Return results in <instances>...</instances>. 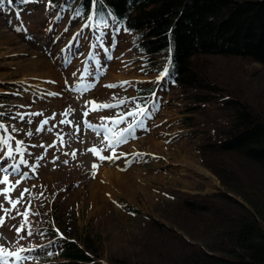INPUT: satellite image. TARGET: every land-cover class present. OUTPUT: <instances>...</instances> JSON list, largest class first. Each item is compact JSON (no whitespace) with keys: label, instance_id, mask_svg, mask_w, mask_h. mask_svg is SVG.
<instances>
[{"label":"rangeland","instance_id":"374dc122","mask_svg":"<svg viewBox=\"0 0 264 264\" xmlns=\"http://www.w3.org/2000/svg\"><path fill=\"white\" fill-rule=\"evenodd\" d=\"M54 8L55 6L50 4L49 0H32L31 3L16 6V9L4 3L0 5V122L19 129L13 135L17 140L24 141V148L27 151L23 158L27 159L29 164H39L34 173L27 165L20 166L21 171H28L31 178L22 182L12 193L14 197H19L24 189H29V192L25 193V202L18 205L21 212L28 206L27 201L30 200L32 205L28 221L34 234L20 241L21 245L36 249L32 253H26L33 257L27 264H54L60 260L58 256H55V248L49 244L50 237L44 234V229L49 226L54 231L56 228L63 230L64 221L68 217H71L77 226L78 236H91L101 246L102 255L105 257L109 253L119 252L128 246L127 240L140 231L146 217L151 216L164 221L163 209L169 206L179 193L207 194L220 187L214 174L211 175L215 177L216 182L207 183L191 172L193 168L190 169V164L202 166L198 164L195 153V146L201 133L193 134L191 128L186 125L184 117L187 99L180 93L179 87L175 84L173 86L170 83L165 84V80L162 82L157 80V76L161 73H157L159 70L157 66H160L159 63L163 60L162 53L151 58L155 64L149 65L144 55L137 49L136 32L121 28L115 32L114 36H116L112 39V42L116 44L108 53L112 59L103 63L101 60L106 54L103 49H110L109 44L106 43L109 40H103L102 46H99V41L92 40V45L98 46L90 47L88 53L91 52L93 59L96 57L94 61L98 60L99 66L106 68V71L95 81L88 76L86 79L94 83L95 87L81 95V90H74L75 84L81 83L79 77L82 75L77 68L79 64L75 65V63L78 61L82 63L89 59L88 53H86L87 58L85 57L87 28H82L84 23H80L79 18L76 20L70 16L68 20V14L61 12L59 8L58 10ZM107 24L105 33L110 34L109 30L114 29V26ZM81 29L79 38L71 43L72 63L64 67L61 65L63 58L59 55L60 48L66 45L67 37H75ZM7 48L9 52H6ZM78 50L81 52H77ZM36 53L45 57L59 75L57 81L49 82L44 79L49 85L48 88L40 84L35 85V82L43 81L42 77L26 76L19 68L27 62V57L33 58ZM11 58L19 59V61L5 64V61ZM122 60L123 66L119 62ZM87 62L84 66L91 67L92 63L89 62L87 65ZM161 64L165 65L163 62ZM238 65L237 61L235 66ZM241 65L246 69L259 66L255 62L246 61L241 62ZM84 69L83 67L82 71ZM123 70H129L128 74H124L125 78H112L121 75ZM74 72L75 76H73ZM249 80L254 82L256 79L249 78ZM121 81H130L131 84L115 89L104 87L106 84H119ZM83 83L86 84L85 81ZM140 87H154L150 95L137 97V101L140 98L154 99L153 101L159 102L158 110L153 109V101L150 102L147 107L152 112V116L144 119L146 127L135 131V139H130L128 143L116 147L117 155L121 153L129 155L111 161H101L98 155L92 154L88 149L104 147L106 150L100 153L104 156L111 155V150L106 148V142L102 143L104 133L101 131L98 136L95 131L85 127L84 119L98 125L102 117H115L117 113L127 111L134 107L131 97L137 94L136 89ZM153 92L156 93L155 97L152 96ZM50 93H59V95H50ZM172 94L174 99L169 97ZM113 96L116 100L112 99ZM123 98H129L128 102L115 109L89 111L86 118L82 115L86 110L85 101L116 103ZM66 109L70 110L69 115L61 116L60 113ZM26 113L42 115L31 116L25 115ZM17 114L23 115L24 119H13L17 117ZM54 114L55 120H50L43 132L36 133L35 129L41 120L52 117ZM9 115L12 117L9 118ZM61 119L72 121V125H59L58 122ZM53 124H57L58 127L53 128L52 132L47 131ZM75 125L80 126L79 133H76ZM123 127H126V124L118 126V128ZM159 127H164L168 132H159ZM29 131L33 135H27ZM57 132L66 134L63 146L56 135ZM150 137H153V140H150ZM53 143L56 144V148H48L47 151L38 146ZM73 152L76 153L75 158L71 155ZM135 153L144 155L137 156ZM41 155L45 158L37 161V157ZM55 157L59 159L54 160ZM20 158L17 155L16 162H19ZM64 160L68 163L64 164ZM12 162L9 158L0 164ZM93 163L98 165L95 176L101 175L102 167H113L118 172L122 170L132 176L138 186H147L152 195L149 197L146 190L140 188L131 197L115 195L108 199L105 207L94 209L88 191V186L94 178ZM208 173L210 174L209 171ZM16 178L12 177L13 180ZM123 203L129 204L137 212H130ZM32 213H39V215ZM12 214L15 215V213ZM22 219L23 217L17 216L15 220H6L5 225L0 227V237H2L0 243L11 246L12 242L18 239L12 226L14 224L19 226ZM49 219L50 224L47 222ZM21 235L25 233L22 232ZM77 239L82 238L77 237ZM49 252L52 254L49 255Z\"/></svg>","mask_w":264,"mask_h":264},{"label":"trees","instance_id":"16d2710c","mask_svg":"<svg viewBox=\"0 0 264 264\" xmlns=\"http://www.w3.org/2000/svg\"><path fill=\"white\" fill-rule=\"evenodd\" d=\"M60 1L73 19L91 12L90 0L51 3ZM96 13L136 32L149 65L162 53L157 69H168L187 99L186 125L201 133L197 162L220 187L179 193L163 209L165 222L146 217L128 246L105 257L91 236H78L71 217L59 230L65 239L46 226L60 259L54 264H264V0H100Z\"/></svg>","mask_w":264,"mask_h":264},{"label":"snow or ice","instance_id":"6c2138e0","mask_svg":"<svg viewBox=\"0 0 264 264\" xmlns=\"http://www.w3.org/2000/svg\"><path fill=\"white\" fill-rule=\"evenodd\" d=\"M9 4H12L14 0H7ZM22 3H31L32 0H21ZM100 0H90V9L91 12L87 17V20L91 22L93 20V17L97 15L96 8ZM4 3V0H0V5ZM49 3H51V0H49ZM83 13V5H81L76 12L74 13L75 16L79 17ZM102 15V14H101ZM109 16L112 14L109 12ZM115 20V18H113ZM96 27L99 28L103 26L104 28L108 27L107 21L100 19L95 21ZM91 23H86L82 26V28H88L91 27ZM119 31V29H117ZM125 31H128L125 29ZM82 33V29L78 31L74 37V39H78L79 36ZM97 41L100 42L99 46H102V37L97 36ZM98 45H92V47H97ZM115 47V44L112 45ZM105 53L108 52L107 48L103 49ZM88 58H92V53H88ZM108 60L112 59L111 55L107 56ZM170 62V61H169ZM98 66L94 69V71L90 70L88 67H85L84 73L79 77L81 83L76 84L74 86V90H81V95L84 92L90 91L94 89L95 84L94 83H83V81L88 77L91 76L93 80H98L99 76H102L106 68L103 66H99V61H94ZM99 74V75H96ZM76 73H73V76H75ZM168 76V69L165 68L164 71L159 73L157 76V80H163ZM67 83V82H66ZM130 81H121L119 84H106L104 87L109 89H115L117 87L123 88L125 85H130ZM50 95H59V93H50ZM152 96L155 97L156 93L153 92ZM113 100H116V97H112ZM129 98H123L119 99L116 103H97L96 100L91 101H85L84 108L86 109L83 111L82 115L83 117H87L89 115V111H99L102 109H115L118 106L124 105L128 102ZM137 97H132L131 101L134 103V107L128 109L125 112L117 113L115 117H102L101 123L98 125H94L90 123L87 119H84L83 123L84 126L92 129L96 132V134L99 136L101 134V131L104 133V140L102 143L106 142V148L111 150V155L104 156L101 155L103 151L106 149L104 147L97 149L96 147H92L88 149L89 152H91L94 155H98L99 159L101 161L104 160H114V159H120L121 156H127L128 153H121L120 155L116 154V147L128 143L130 139H135V131L137 129H144L146 127L144 123V118H151L152 112L149 111L148 107L146 106L148 101L145 100L143 104L136 103ZM92 105V108H89L88 106ZM153 109L158 110L159 108V102L153 101L152 102ZM69 109H66L63 113H60L61 116H68L69 115ZM25 115H31V116H40L41 113H26ZM19 118L21 120L24 119L23 115L17 114V117H13V119ZM129 118H132L129 120ZM50 120H55V114L52 117H49L47 119H42L39 126L35 129L36 133H41L45 130V126L49 124ZM59 125H72V121L68 119H61L59 120ZM126 124V127L118 128L119 125ZM58 127L57 124H53L52 127H49L47 131L52 132L53 128ZM75 131L76 133L80 132V126L75 125ZM19 129H17L13 125H5L4 123L0 122V162H5L7 159H11L12 163H2L0 164V213H3L0 215V227H3L6 223L7 219L15 220L17 216L23 217L21 220V223L19 226L13 225L12 228L14 229L18 239L14 242H12L11 246L5 243H0V264H27V262L31 259H33L32 256L27 255L26 253H32L36 249L35 247H25L24 245L20 244L21 240L27 239L31 237L34 232L33 229L28 221V216L30 214V209L32 207L31 201H27V207L24 209L23 212L20 211V208L18 205L25 202V193L29 192V189H24L19 197H14L12 193L19 187V185L24 182L27 179H30V175L28 171H21V165H27L28 168L34 173L36 169L39 167L38 163L29 164L27 159H24L25 152L27 149L24 148V141L17 140L16 137L13 135L14 133L18 132ZM27 135L31 136L33 133L29 131ZM57 137L60 140L61 145L64 144V137L66 134H61L59 132L56 133ZM14 142V144H13ZM41 148H44L45 151L48 150V148H56V144L53 143L51 145H38ZM33 147H37V145H33ZM17 155H19L21 158L19 159V162H16ZM65 155H68V153H65ZM72 157L75 158L76 153H71ZM137 156H142L144 154L142 153H135ZM44 155H41L37 157V161H42L44 159ZM55 159H59V157H55ZM64 164H67L68 161L64 160ZM98 168V165L93 163L92 169H93V176L95 177V169ZM12 177H17L15 180L12 179ZM35 187V185H33ZM42 195V193H41ZM5 205H8V207H5ZM12 213H15L13 215ZM34 215H39V213H32ZM25 233V235H21V233ZM56 234L60 239H65L62 233H60L59 229H56ZM2 239V237H0ZM53 243L52 241H49V244ZM49 255L52 253L49 252Z\"/></svg>","mask_w":264,"mask_h":264},{"label":"bare ground","instance_id":"6f19581e","mask_svg":"<svg viewBox=\"0 0 264 264\" xmlns=\"http://www.w3.org/2000/svg\"><path fill=\"white\" fill-rule=\"evenodd\" d=\"M5 5H9L10 8L12 9H16V4H9L8 2H4ZM15 4V5H14ZM19 4H17V6H19ZM13 49V48H12ZM10 50H6V52H9ZM96 55V53H95ZM35 57H27V62L23 65H20L19 68L21 69V71H23L24 75H29V76H35V77H42L41 80H43L42 82H35V85H43L44 88H46L47 86H49L48 84L45 83L44 79L47 81H57L59 79V75L57 74L56 70L53 69L51 63L45 58L42 57L40 54L34 55ZM95 57V56H94ZM96 58V57H95ZM25 60V59H24ZM19 59H15V58H11V59H7L5 61L6 63H16L18 62ZM20 64V63H19ZM126 72V73H124ZM124 74H128L127 71H123L121 75L117 76V77H112L115 79H119V78H125L126 75ZM48 88V87H47ZM39 89V88H38ZM43 90V89H42ZM169 97L173 98L174 95H170ZM174 99V98H173ZM162 121V120H161ZM160 131L159 132H168L165 130L164 127H159ZM156 132V131H155ZM158 131L156 133H159ZM155 135V134H153ZM155 139V136H153ZM153 137H150V140H153ZM149 139V138H148ZM190 169L191 167L193 168V170L191 172H193L194 174H196L197 176H199L201 179H203L205 182L207 183H211V182H216V179L213 175L209 174L208 171L206 169H204L202 166H198V165H194V164H190ZM101 175H96L93 178L92 183L88 186V191L90 192V199L92 202V207L94 209L96 208H100V207H105L108 203V199L112 198L113 196H125V197H131L132 195H134L133 193L136 190H146V192L148 193V196L150 197L152 195V193L150 192V189H148L147 186H138L137 181L130 176L129 174H127L125 171H117V169L110 167H102V170L100 171ZM105 192V193H103ZM115 198V197H114Z\"/></svg>","mask_w":264,"mask_h":264},{"label":"crops","instance_id":"0c3cea01","mask_svg":"<svg viewBox=\"0 0 264 264\" xmlns=\"http://www.w3.org/2000/svg\"><path fill=\"white\" fill-rule=\"evenodd\" d=\"M85 23H91V25H92L91 27H88V28H87L88 31H89V29H93V28H94V30L96 31V33L99 34L102 38H104V37H108V36H110V37L112 36L111 33H110V34L105 33L107 28H106V29H105V28H102V26L99 27V28H97V27L94 25L93 21H91V22L87 21V22H85ZM85 23H84V24H85ZM83 29H84V28H83ZM108 29H109V28H108ZM88 31H87V34H88ZM109 32H110V30H109ZM119 62H121V65L123 66V63H122L123 60H122V61H119ZM123 71H124V70H123ZM128 71H129V70H128ZM128 71H127V72H128ZM122 78H123V77H122ZM122 78H119V79H122ZM140 82H142V81L140 80ZM140 82H139V83H140ZM138 89H140V88H138ZM138 89H136V91H137ZM135 96H136V95H135ZM137 96H139V94H138ZM132 97H133V96H132ZM153 100H154V99H152L150 102H152ZM150 102H149V103H150ZM148 107H149V106H148ZM144 119H145V118H144Z\"/></svg>","mask_w":264,"mask_h":264}]
</instances>
